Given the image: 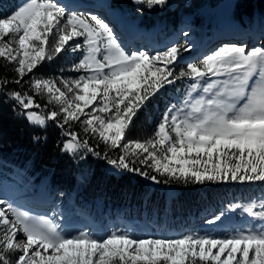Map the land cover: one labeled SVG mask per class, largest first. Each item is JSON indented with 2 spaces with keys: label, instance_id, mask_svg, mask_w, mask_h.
<instances>
[{
  "label": "snow or ice",
  "instance_id": "1",
  "mask_svg": "<svg viewBox=\"0 0 264 264\" xmlns=\"http://www.w3.org/2000/svg\"><path fill=\"white\" fill-rule=\"evenodd\" d=\"M136 2L153 7L167 0ZM189 48L177 44L155 54L129 53L103 19L71 11L59 0H24L0 17V60L16 73L12 83L20 84L38 65L63 52L82 53L73 70L85 74L62 79L63 90L52 79L31 81L32 90L46 92L59 111L39 114L33 95L8 93L30 123L43 127L62 119L63 127L80 121L85 133L125 151L109 164L154 182H159L155 175L130 168L129 156L185 183H264V45L224 44L177 75L180 53ZM182 78L193 81L182 105L169 108L148 139L128 140L134 117L146 102ZM9 82L0 78V86ZM197 90L203 94L192 100ZM64 135L69 137L64 151L75 155L85 149L99 156L78 133ZM231 208H243L250 222L219 238L194 233L135 238L123 231L101 237L88 231L68 233L55 213L33 215L0 199V264H264V200ZM222 216L214 220L222 223Z\"/></svg>",
  "mask_w": 264,
  "mask_h": 264
},
{
  "label": "trees",
  "instance_id": "2",
  "mask_svg": "<svg viewBox=\"0 0 264 264\" xmlns=\"http://www.w3.org/2000/svg\"><path fill=\"white\" fill-rule=\"evenodd\" d=\"M131 10L143 25L151 20L166 22L172 14L165 13V10L156 11V6L149 7L146 4H141L138 8ZM184 13L189 12L184 10ZM233 14L236 18H244L248 22L255 17L263 18L264 0H236ZM174 15L179 18L177 13ZM169 21H172V18ZM178 23H175L172 29ZM5 63L0 60V78L6 77L10 81L0 86V146H3V153L8 152L10 146L21 147L23 151L13 154V157L16 155L21 161H29L31 171L39 176L46 173L45 175L52 180V186L56 190H74L77 187L75 171L80 170L84 174L83 182L75 198L80 197L81 201L88 202L92 207L100 205L102 212H116L123 209L124 213L133 218H147L148 220L168 213L166 201H161L159 197L153 199L154 195L147 194L151 179L138 172L121 170L109 164V160H118L121 156L119 148L105 145L91 132L85 133L79 121L71 122L70 125L63 127H60L61 120L48 121L43 127L31 125L22 114L20 106L10 98L9 92L19 91L33 95L36 103L40 105L38 110L42 115L45 113L47 116L50 111H59V108L48 102L49 97L46 93L41 96L32 90L30 74L26 75L20 84L12 83L11 81L17 78L16 73L11 66L4 67ZM46 69L47 67L42 66L37 68L36 72L44 73ZM154 106L152 98L143 106V113L147 115V119L148 116H154L157 113ZM163 110L164 107L160 112ZM155 129L156 126L151 121L148 133L153 135ZM69 130L72 132L79 130L84 133V137L80 140H87L89 146L99 153V156L87 150L83 158L78 153L73 155L64 152L62 142L68 137L64 133ZM129 161L130 168H137L157 177L159 185H164L163 190L156 187L161 197H165V186L173 188L175 196L170 204L179 203V205H174V209L176 213H179L180 219L191 217L195 221L202 218L205 220V216L212 210L217 200L221 197H228L229 187H222L224 184L215 185V188L192 186L156 173L146 165L140 164L136 157L129 156ZM108 168L119 174L110 172ZM166 180H168L167 183H165ZM238 185L243 189L247 184Z\"/></svg>",
  "mask_w": 264,
  "mask_h": 264
},
{
  "label": "rangeland",
  "instance_id": "3",
  "mask_svg": "<svg viewBox=\"0 0 264 264\" xmlns=\"http://www.w3.org/2000/svg\"><path fill=\"white\" fill-rule=\"evenodd\" d=\"M61 1L63 2L61 4L64 5V4H70L71 2H75V1L82 2L85 0H61ZM110 1L111 4L108 5L112 7V12H113L110 16L114 18L112 20L117 23V26L131 29L134 32L140 30L139 22L137 20L138 17L136 16L137 18L136 19L134 16L135 15L134 11L131 10L135 5V3H137L136 0H93V2L97 4L96 5L97 7L100 6V4H107ZM235 1L236 0H167V3L165 5L156 6V11L167 10L170 11L169 13L172 14L177 13L179 15V18L182 20L181 23L182 26L179 29L180 30L179 34L176 35L173 40L169 39L168 41H165L164 44H159L152 36H149L153 48V52L151 54H155V52L157 51H163L166 48L177 44L182 46V48L185 46H190L189 51H183V50L181 51L179 57V60H181L183 58L190 57L197 50L196 44H198V42L208 43L210 47H208V49L204 53L196 56L194 61L185 62V64L187 65L188 63H194L199 60H202L206 55L213 53L215 50L221 48L224 45L221 44V42L226 40H216L221 38V36H219L220 32L221 34L231 33L234 31L238 32L236 30H238L244 25L243 22L237 20L234 17L233 6ZM23 2L24 0H19L18 6H20ZM122 5L124 6V8L121 7ZM18 6L15 9H17ZM67 8L70 9L71 11H76L79 13H83L85 15H93L90 13L88 14V12L93 11L92 7L90 9L82 10V12L70 8L68 6ZM136 8L138 7L136 6L135 9ZM183 10H187L189 14H185ZM12 11L11 10L6 11L5 14H11ZM2 16H3V8L0 7V17ZM171 17L173 18V16ZM173 19L176 20L177 16H174ZM192 19L198 20L197 23H199L200 25L199 28L197 26L193 27L192 24H188V22H191ZM112 23H108L110 27L113 26ZM148 26L152 29V31L159 30L162 27L157 20H151ZM163 30L165 32V28H163ZM185 32L188 33L187 36L183 34ZM241 34L246 35L247 33H241ZM117 35L119 34L116 33L115 36ZM120 39H121L120 37L117 38V40ZM229 41H230L229 44L242 43V42L239 43L236 42V39H234V37H230ZM81 58H82L81 52H75V53L71 51L63 52L60 55L56 56L54 59L47 60L50 61L49 63L50 70L48 73L46 72L36 73L33 78L55 80L57 81V86L61 87L63 90V85L60 83L62 79H74L80 75L85 74L83 70H81L80 72H76L73 70L74 65L77 64ZM175 69L178 75L179 71L181 69H184V67L178 66ZM191 83H193L191 79L182 78L178 82H175L171 85H166L164 87L165 89L164 88L161 89L160 92H158L155 96L152 97L155 105L154 108L157 113H155L154 116H148L147 119V115L143 113L144 109L142 108L138 112L137 116L134 117L135 122L133 120V123L131 125V130L127 133V139L143 141L151 137L152 135L148 133L150 131L148 130L150 122L152 121L157 129L158 124L162 121L164 114L168 111L169 108H171L173 105H176L177 107L182 105L183 101L185 100L188 94V90H189L188 86ZM163 90L164 92L162 93ZM202 94H203L202 90H197L196 92H193L191 94V99L195 100L199 98V96ZM46 95L48 94L46 93ZM163 107H165L163 112H160V110ZM34 110L37 111L39 114H41V112L38 109H34ZM85 111H89V110L86 109ZM43 115H45V113ZM83 119L84 117H81V120ZM79 123L82 129L83 126L80 121ZM31 125H35V124L31 123ZM75 133H78L79 139L84 137V133H82L79 130H77ZM95 136H97V138L99 139L98 135L95 134ZM68 138L69 137H67V139ZM67 139L62 142V145H64ZM84 152H86L85 149H81L78 152V154H81V157L83 158L86 156V153ZM119 152L120 155L126 154L122 148H119ZM0 164L7 165V159L5 156L0 155ZM8 167L9 166H7L5 170H7ZM108 170L114 174H119V173H115L111 168H108ZM8 171L15 175L18 174L21 180L26 182V184H28V186H26L27 192H30V188H29L30 186L32 190L33 179H35V176H31L28 178L27 173L20 172L16 166H13L10 170L8 169ZM5 177L9 178L8 176ZM51 181L52 180L50 179H44V178H42L41 180H37V185H38L37 190L40 191L41 193L47 194L48 192H50L48 186L52 185ZM188 183L191 184L192 186L194 185L207 186L208 188L209 187L215 188V185H220V184H224V186L222 187H229L230 192L228 194V197L226 198L224 197L221 198L220 200H217L216 204L218 203L219 204L215 208L217 209L216 213L215 211H213L211 213V216L203 222V225L201 224L199 225L196 222H190L187 225L182 224L181 225L182 228L180 230L172 231L171 229H174L172 227L173 223L163 222L162 220L161 222L158 223V225L151 226L148 234L146 233L143 234L141 233V231L137 229L138 226H141L138 221H132L131 223H129L128 221H124L125 223L115 224V226H113L112 228L111 226L114 225L112 221H107V222L103 220L93 221L90 218L82 222L76 218L83 216V213L85 212L79 208L71 207L72 204L74 203L73 202L74 194L65 193V192L61 196L60 199L61 208L59 209V212L57 213L56 217H58L59 220H61L62 222L72 220V224H73L72 227L66 229V231L71 234H77L79 231H88L97 236L103 237L106 236L107 234H110L112 231H123L129 233L135 238L175 239V238H181L185 235L192 233L201 236L208 235L219 238L224 236L225 234H230L232 229L239 228L241 225H247L250 222V218H247L249 217V215L246 212H244L243 208L233 210L231 208L232 205L235 204L245 205L252 201H256L257 203H259L261 200H264V183L261 182L239 183V182L229 181V182H205L202 184L193 183V182H188ZM238 184H247V185L244 186L242 189V187H240ZM158 185H159L158 182H154L150 180V185L148 187L147 194H149L150 196L154 195L153 199L159 197L161 201L167 202L168 208H174V206H171L170 204L171 199L175 196V192L173 188L170 186L169 187L165 186V197H161L159 192L156 191V187H158L160 190H163L164 185L162 184H160L159 186ZM0 199L6 200V198L2 196H0ZM65 201L67 205H65L64 203ZM176 204L179 205L178 202ZM221 214H223L222 216L223 222L221 223L220 221H215L214 220L215 216ZM33 215H43V214H33ZM233 220H240L241 225H239V227L236 226Z\"/></svg>",
  "mask_w": 264,
  "mask_h": 264
},
{
  "label": "bare ground",
  "instance_id": "4",
  "mask_svg": "<svg viewBox=\"0 0 264 264\" xmlns=\"http://www.w3.org/2000/svg\"><path fill=\"white\" fill-rule=\"evenodd\" d=\"M237 33V32H236ZM241 36L240 37H243V36H245L244 34H240ZM15 168V167H14ZM23 172V171H22ZM32 179V178H31ZM31 181V180H30ZM4 194V193H3Z\"/></svg>",
  "mask_w": 264,
  "mask_h": 264
}]
</instances>
